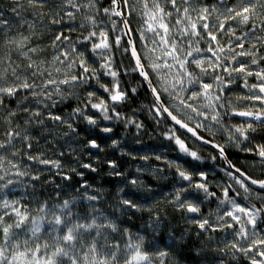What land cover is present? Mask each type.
I'll return each mask as SVG.
<instances>
[{"label":"snow or ice","instance_id":"6c2138e0","mask_svg":"<svg viewBox=\"0 0 264 264\" xmlns=\"http://www.w3.org/2000/svg\"><path fill=\"white\" fill-rule=\"evenodd\" d=\"M261 130L264 0H0V264H264Z\"/></svg>","mask_w":264,"mask_h":264},{"label":"trees","instance_id":"16d2710c","mask_svg":"<svg viewBox=\"0 0 264 264\" xmlns=\"http://www.w3.org/2000/svg\"><path fill=\"white\" fill-rule=\"evenodd\" d=\"M240 119H241V118H238V117H237V118H235V119H234L233 121H231V122L235 123V122H238ZM261 134L264 135V130H261ZM144 141H145V143H147V144H154V143H156V141L152 140V138L149 137V136H145V137H144ZM229 152H230V153L235 152V149H229ZM203 154H204L206 157L208 156V152H207V151H205ZM169 156L174 158L175 154H174V153H171V154H169ZM230 159H232L233 162L236 163L238 166H240L242 169H244V170H246L248 173H250L253 177H255V178H264V175H263L262 172H257V171H255V170H253V169L251 168V166L249 165V163H254V161H256V159H255L254 157L248 156V155H246V154H244V153H237V154H235V155H230ZM205 164L209 167V165L211 166L212 162L209 161V160H206V161H205ZM129 168H130V170L134 173L133 168H132V167H129ZM209 168H210V167H209ZM217 171H218V170H217ZM222 175H223V174L220 173L219 175L214 176V179L216 178L217 180H219L218 178H220V176H222ZM225 179H226V178H225ZM137 223H138V224H141V223H143V222H142V221H137ZM188 264H192V262L189 261Z\"/></svg>","mask_w":264,"mask_h":264},{"label":"rangeland","instance_id":"374dc122","mask_svg":"<svg viewBox=\"0 0 264 264\" xmlns=\"http://www.w3.org/2000/svg\"><path fill=\"white\" fill-rule=\"evenodd\" d=\"M137 24H138V20H137V18H136V17H133V19H132V26H133V27H136ZM217 139L220 140L221 142H223V138H222V137H219V136H218ZM156 143H157V141H156ZM146 144H147V143H146ZM149 145H151V144H149ZM141 163H143V162H142V161H139V160H137V161H132L131 164L129 165V167H132V165H137V164H141ZM149 163H150L153 167H163V165H162L160 162L155 161V160H151V161H149ZM249 165L251 166V168H252L253 170H255V171H257V172H262L263 175H264V170L261 169L260 165H259L256 161H254V163H249ZM209 167L211 168L210 165H209ZM132 168H133V171H135L134 167H132ZM167 171H168V170L166 169V170H165V174L167 173ZM218 179H220V178H218ZM148 182L151 183L152 185H156L157 183L168 184L167 181L158 182L157 180H155V179H151V178H148ZM218 182H219V180H217L216 178L213 179V183H214V184H215V183H218ZM51 191H53V189H52V188H48L47 191L45 192V195H47V192H51ZM109 191H111V189H109ZM159 191H160V190H157V195L159 194ZM215 207H216V205L213 204V205H212V208L214 209ZM141 224H142V223H141ZM181 226H182V222H181L180 224H174V227H177V228H179V227H181ZM164 239H165V242H168L166 236H165ZM161 247H163V245H161Z\"/></svg>","mask_w":264,"mask_h":264}]
</instances>
